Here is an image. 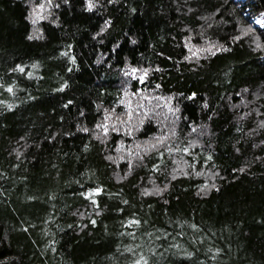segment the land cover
<instances>
[{
  "label": "trees",
  "instance_id": "16d2710c",
  "mask_svg": "<svg viewBox=\"0 0 264 264\" xmlns=\"http://www.w3.org/2000/svg\"><path fill=\"white\" fill-rule=\"evenodd\" d=\"M0 264H264V0H0Z\"/></svg>",
  "mask_w": 264,
  "mask_h": 264
}]
</instances>
